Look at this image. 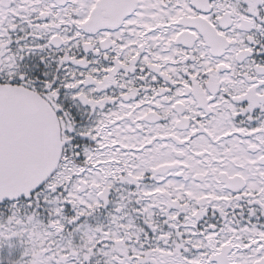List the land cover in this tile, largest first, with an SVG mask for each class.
<instances>
[{"label":"snow or ice","instance_id":"obj_1","mask_svg":"<svg viewBox=\"0 0 264 264\" xmlns=\"http://www.w3.org/2000/svg\"><path fill=\"white\" fill-rule=\"evenodd\" d=\"M0 264H264V0H0Z\"/></svg>","mask_w":264,"mask_h":264}]
</instances>
